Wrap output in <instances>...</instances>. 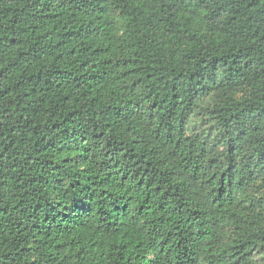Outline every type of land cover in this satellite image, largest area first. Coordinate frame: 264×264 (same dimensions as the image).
Listing matches in <instances>:
<instances>
[{"label": "trees", "instance_id": "obj_1", "mask_svg": "<svg viewBox=\"0 0 264 264\" xmlns=\"http://www.w3.org/2000/svg\"><path fill=\"white\" fill-rule=\"evenodd\" d=\"M0 264H264V0H0Z\"/></svg>", "mask_w": 264, "mask_h": 264}]
</instances>
